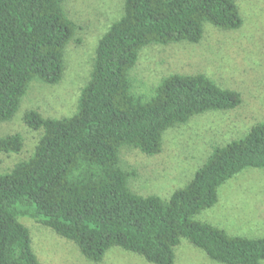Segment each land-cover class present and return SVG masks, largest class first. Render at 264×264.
<instances>
[{"label": "trees", "instance_id": "trees-1", "mask_svg": "<svg viewBox=\"0 0 264 264\" xmlns=\"http://www.w3.org/2000/svg\"><path fill=\"white\" fill-rule=\"evenodd\" d=\"M65 2L0 0V124L18 113L34 81L62 80L65 49L76 33ZM207 24L240 29L236 2L124 0L123 16L99 41L77 112L62 119L25 114L29 128L43 134L30 158L0 171V264H42L22 219L72 242L95 263L120 248L150 264H175V250L186 239L220 264H263L264 237L231 236L195 216L218 203L225 183L245 170H264V122L216 147L168 199L134 192L129 183L136 173L122 166V149L155 156L169 129L241 105L239 92L204 74H171L150 98L134 90L131 72L143 48L198 44ZM22 149L20 134L0 137V153Z\"/></svg>", "mask_w": 264, "mask_h": 264}, {"label": "rangeland", "instance_id": "rangeland-1", "mask_svg": "<svg viewBox=\"0 0 264 264\" xmlns=\"http://www.w3.org/2000/svg\"><path fill=\"white\" fill-rule=\"evenodd\" d=\"M243 19L238 30L205 26L198 44L180 42L150 45L140 52L131 72L134 90L150 98L152 90L171 74H204L225 89L241 94L242 103L229 111L209 112L165 132L162 150L147 156L139 150H121L122 166L135 171L130 188L143 196L168 199L185 187L216 147L243 137L264 122V0H234ZM65 11L76 24L73 40L65 49L60 83L34 81L14 118L0 124V137L20 134L19 154L0 153V171L8 172L30 158L42 131L26 124L25 114L35 110L45 118L73 116L83 88L91 79L96 49L110 26L124 14V0H66ZM195 220L210 223L231 236L264 237V170L248 169L219 189L218 203ZM33 249L42 264H150L144 258L113 248L99 263L87 260L76 245L38 223L22 219ZM175 264H220L182 239ZM264 264V261H263Z\"/></svg>", "mask_w": 264, "mask_h": 264}]
</instances>
